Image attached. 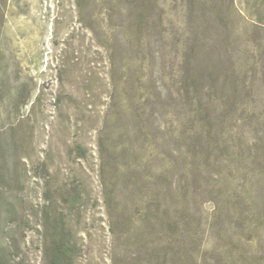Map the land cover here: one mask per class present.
<instances>
[{
	"label": "rangeland",
	"instance_id": "374dc122",
	"mask_svg": "<svg viewBox=\"0 0 264 264\" xmlns=\"http://www.w3.org/2000/svg\"><path fill=\"white\" fill-rule=\"evenodd\" d=\"M0 264H264V0H0Z\"/></svg>",
	"mask_w": 264,
	"mask_h": 264
}]
</instances>
